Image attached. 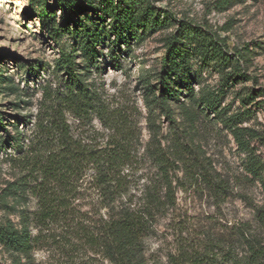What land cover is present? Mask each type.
<instances>
[{"label": "rangeland", "instance_id": "rangeland-1", "mask_svg": "<svg viewBox=\"0 0 264 264\" xmlns=\"http://www.w3.org/2000/svg\"><path fill=\"white\" fill-rule=\"evenodd\" d=\"M217 1L151 0L161 21L169 20L129 48L112 47L107 33L112 20L103 23L97 16L83 18L93 31L102 30L101 45L90 55L78 48L74 34L59 39L48 34L41 24L38 0H0V113L11 136L16 135L15 126L30 135L40 107H67L68 75L59 68V61L69 52L83 81L97 94L95 107L119 111L132 133L137 163L126 171L130 172L131 195L140 196L139 189L155 176L149 155L156 147L172 153L173 145L179 143L181 151L185 149L186 162L177 172L180 182L174 184L175 206L157 217L144 240L147 264H191L186 253L206 257L203 264H235L248 257L249 243L264 247L261 184L247 173L246 154L229 131L210 111L204 112L201 103L206 93H214L221 116L224 110L229 115L252 111L251 120L242 126L260 133L261 139L252 146L264 160V0H229L223 9ZM49 3L59 24L56 0ZM108 4V0H98V9ZM180 25L217 33L230 55L240 51L244 58L240 62L233 58L224 69L193 57L188 83L194 96L182 76H177V96L170 100L173 119L168 120L151 101V90L161 97L165 41ZM235 69L244 75L237 84L227 86ZM70 121L77 132L78 122ZM90 126L105 132L97 117ZM90 126L88 135H92ZM0 135L7 137L3 128ZM13 153L10 147L0 151V224L11 221L20 227L22 214L34 213L39 207L38 200L21 186L24 174L11 160ZM204 175L221 182L225 192L217 197L205 184ZM87 195L84 209L96 213L97 208L91 206L95 196ZM32 233L39 237L33 264H108L86 247L71 249L67 240H54L52 231L33 226ZM13 260L0 244V264Z\"/></svg>", "mask_w": 264, "mask_h": 264}, {"label": "trees", "instance_id": "trees-1", "mask_svg": "<svg viewBox=\"0 0 264 264\" xmlns=\"http://www.w3.org/2000/svg\"><path fill=\"white\" fill-rule=\"evenodd\" d=\"M228 1L218 0V7L225 8ZM108 2L105 9H98V0H56L61 12L58 24L49 0H38L41 24L55 39L74 34L78 48L91 55L94 47L101 45L102 30L97 27L93 31L83 18L97 16L103 23L112 20L107 33L113 48L121 45L129 48L146 34L161 30L169 20L161 21L151 0ZM95 37L98 40L93 44ZM226 48L227 44L217 33L193 26L180 25L167 37L161 67V97L151 90V101L166 119H173L170 100L177 96L174 87L177 76H182L194 96V89L188 83L193 57L224 69L232 64L233 58L238 62L243 60L240 51L233 57ZM75 66L72 53H63L59 68L68 75L67 107H40L30 135L15 126L16 135L11 136L0 113V128L7 134V137L0 135V151L13 148L11 160L24 174L21 186L38 200L39 207L34 213L22 214L20 227L11 221L0 224V244L14 256L12 264H22V260L33 264L39 237L33 235L32 227L37 226L52 231L54 240H67L71 249L86 247L108 264H147L144 240L157 217L175 206L174 184L180 182L177 172L186 162L182 152L185 149L181 151L179 143L173 145L172 153L156 147L149 155L155 176L142 185L140 196L131 195L130 172L126 174V171L137 163L132 133L119 111L95 107L97 94L90 91ZM239 71L235 69L227 78V86L237 84L244 75ZM215 99L214 93L201 97L203 111H210L229 131L239 150L246 154L247 173L259 180L264 192V160L252 146L261 136L256 129L242 126L251 120L252 111L239 110L229 115L224 110L221 116ZM95 117L103 125L104 133L90 126ZM71 119L79 124L77 132ZM87 126L92 129V135L87 134ZM204 182L217 197L225 192L222 183L210 175H204ZM90 192L95 196L91 206L97 208L96 213L83 206ZM249 253L245 260H235V264H264V247L249 243ZM186 254L191 257L188 260L191 264H203L206 260L196 253Z\"/></svg>", "mask_w": 264, "mask_h": 264}]
</instances>
